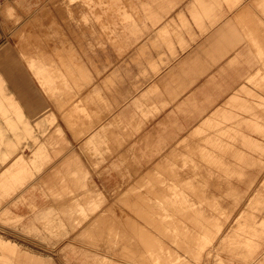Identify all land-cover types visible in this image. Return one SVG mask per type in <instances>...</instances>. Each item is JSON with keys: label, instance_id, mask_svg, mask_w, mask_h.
<instances>
[{"label": "rangeland", "instance_id": "obj_1", "mask_svg": "<svg viewBox=\"0 0 264 264\" xmlns=\"http://www.w3.org/2000/svg\"><path fill=\"white\" fill-rule=\"evenodd\" d=\"M112 1L104 12H130V0ZM191 2L181 0L164 21L130 37L131 44L119 52V44L101 30L108 31L110 22L85 20L84 15L98 13L94 0H0V53L9 49L18 55L24 46L41 48L44 52L23 56L33 61L53 56L61 63L81 60L90 76L62 95V102L43 92L34 78L29 81L33 98L28 102L15 93L38 141H24L19 152L0 164V173L18 153L29 158L42 143L50 158L0 204L3 239L46 264H264V233L240 230L241 224L260 223L264 218V199H258L264 192V154L249 151L240 166L235 165L239 162L233 156L235 150L226 149L223 161L233 165L212 164L197 148H185L206 145L191 132L185 142L154 158L141 150L134 159L123 153L126 143L120 133L125 128L119 122L120 113L145 83L186 52L179 37L192 46L206 40L218 25L233 21L238 10L256 7L253 0H240L233 10L222 4L218 20L207 22L208 30L200 31L190 14ZM245 15L244 24H253L245 21ZM167 21L180 30L176 35L173 24L168 26L171 49L158 39L160 27ZM182 21L187 27L181 26ZM62 43L71 45V54H54L53 50L68 49ZM20 64L26 71L25 64ZM237 86L233 84L232 89ZM76 103L87 107L89 117L75 115ZM28 105L33 109L28 110ZM51 118L52 123L47 121ZM247 133L264 146L261 135ZM93 134L101 137L96 154L87 143ZM49 137L53 145L46 143ZM187 152L192 156L183 165L181 155ZM233 169L241 173H233ZM72 171L78 183L71 179ZM61 176L70 189L60 187ZM202 178L208 179L205 190L198 187L204 185ZM218 180L224 184L220 189ZM51 188L61 196L52 195ZM77 198L98 204L80 224L76 222L82 217L72 212V201ZM193 202L205 217L193 212ZM43 216L52 221H43ZM255 226L261 229L259 224Z\"/></svg>", "mask_w": 264, "mask_h": 264}, {"label": "crops", "instance_id": "obj_2", "mask_svg": "<svg viewBox=\"0 0 264 264\" xmlns=\"http://www.w3.org/2000/svg\"><path fill=\"white\" fill-rule=\"evenodd\" d=\"M94 1L98 13L84 15L85 20L87 23L92 20L97 23L110 22L112 25L108 31H104L101 26L100 28L104 36L106 33V37L112 38L114 44H119V52H124L131 44L130 37L143 29L160 24L181 2V0H130V12L123 14L103 11L112 0ZM222 4L233 10L240 4V0H192L190 14L200 31L208 30L207 22L215 23L218 20ZM253 5L256 7L238 10L233 21L218 25L212 34L205 38L206 40H200L192 46L186 39L178 36L180 47L186 52L172 66L145 83L139 94L136 93L134 99L130 98L127 109L124 108L120 113L119 122L125 128L120 137L126 143L123 145V153L127 152L128 158H136V151L140 150L144 154L147 151L145 155H151V158L159 156L162 151L185 142L184 138L189 132L206 145L195 147L185 145V148H197L200 156L207 158L212 164L233 165L229 161H223L226 149L235 150L233 156L239 160L235 165L240 166L241 158L250 156L249 151L264 154L262 142L247 133L249 131L257 133L264 139V96L258 94L254 88L264 92V0H253ZM8 6V13H11L12 8L9 4ZM244 13L248 18L245 21L250 20L253 24H244ZM169 24H173V21H167L160 27L158 39L171 49L174 46L171 33L168 32ZM172 26L175 28L173 33L177 35L180 30L174 24ZM181 26L187 27L185 21L181 22ZM66 47L67 50L53 52L71 54L73 51L71 45L66 44L63 49ZM41 50L24 46L18 55L11 54L9 49L0 53V164H5L19 152L24 141L30 139L34 144L38 141L23 105L15 96L17 93L26 102L33 98V91L29 86L30 78H34L43 92L59 102H62V95L78 87L80 80L90 78L81 60L61 63L53 56H48L45 61H33L23 56L44 52ZM21 62L25 64L26 71L22 69ZM233 84L238 86L232 89ZM30 108L33 109V106L28 105V110ZM73 111L77 117L80 115L89 117L84 104L76 103ZM52 120L47 119L50 123ZM36 125L39 126L37 122ZM56 131L60 133L59 129ZM8 133L11 137L7 135ZM97 135L93 134L87 141L89 149L95 154L98 151V140L101 138ZM114 136H117L115 132ZM236 142H240L241 146L235 145ZM46 143L53 145L55 142L49 137ZM189 152L181 155L183 165L187 164L192 156ZM49 158V150L45 143L38 145L29 158L18 153L0 173V204L24 185L33 171L40 169L43 162ZM210 172L212 173L208 169V173ZM232 172L240 174L241 170L233 169ZM70 175L75 183L79 182L75 172H70ZM59 179L61 188L70 189L69 185H66L68 182L65 176ZM202 179L204 185L198 187L205 190L208 179ZM223 185L221 180L216 187L220 189ZM261 187L264 188V184ZM51 194L61 196V193L53 188ZM259 196L258 199H264V192ZM72 203L74 205L72 212L82 217L77 224L85 220L89 213L95 212L98 206L93 199L83 202L77 198ZM190 207L195 214L203 215L197 203L193 202V206ZM261 207L264 209V206ZM41 219L48 223L52 221L47 216ZM257 224L261 229L255 226ZM214 227L220 230V226ZM244 229H255L258 233H264V218L260 223L256 221L241 224L240 230ZM0 264L46 263L22 250L16 243L0 236Z\"/></svg>", "mask_w": 264, "mask_h": 264}, {"label": "bare ground", "instance_id": "obj_3", "mask_svg": "<svg viewBox=\"0 0 264 264\" xmlns=\"http://www.w3.org/2000/svg\"><path fill=\"white\" fill-rule=\"evenodd\" d=\"M263 92V91H262Z\"/></svg>", "mask_w": 264, "mask_h": 264}]
</instances>
